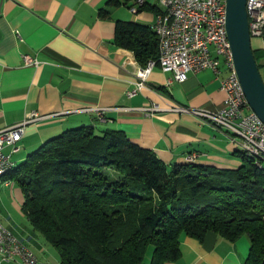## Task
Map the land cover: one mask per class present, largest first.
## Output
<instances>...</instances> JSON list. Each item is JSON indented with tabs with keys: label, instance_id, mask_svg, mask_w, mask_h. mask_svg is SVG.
Returning <instances> with one entry per match:
<instances>
[{
	"label": "crops",
	"instance_id": "1",
	"mask_svg": "<svg viewBox=\"0 0 264 264\" xmlns=\"http://www.w3.org/2000/svg\"><path fill=\"white\" fill-rule=\"evenodd\" d=\"M144 1L145 6L134 13L131 7L136 0H0V130L24 121L31 112L45 117L27 125L20 151L11 155L16 164L65 130L91 126L122 130L169 165L240 166L234 152L245 150L228 132L190 112L171 110L173 106L210 112L222 108L225 93L211 69L190 73L179 82L156 66L142 90L128 96L142 65L132 50L116 43L118 27L136 22L153 29L165 10L160 0ZM252 47L261 55L264 79V35L252 38ZM26 57L39 64H27ZM154 104L162 110L153 115L141 110ZM3 184L4 225L32 248L36 264H60L32 228L21 205L22 191L11 181ZM10 209L21 214L17 220ZM250 247L247 236L236 241L214 232L203 241L186 236L180 259L166 264H246Z\"/></svg>",
	"mask_w": 264,
	"mask_h": 264
},
{
	"label": "trees",
	"instance_id": "2",
	"mask_svg": "<svg viewBox=\"0 0 264 264\" xmlns=\"http://www.w3.org/2000/svg\"><path fill=\"white\" fill-rule=\"evenodd\" d=\"M116 43L142 66L159 59L146 24H120ZM234 155L233 169L169 165L122 130L81 126L43 142L1 180L19 184L32 228L60 264H166L180 259L184 237L203 241L208 232L247 236L246 264H264V162Z\"/></svg>",
	"mask_w": 264,
	"mask_h": 264
},
{
	"label": "built area",
	"instance_id": "3",
	"mask_svg": "<svg viewBox=\"0 0 264 264\" xmlns=\"http://www.w3.org/2000/svg\"><path fill=\"white\" fill-rule=\"evenodd\" d=\"M144 3V0H136L131 11L137 13ZM160 3L165 10L158 15L153 26L158 36H165V43H159V46H165V54H159L158 60H150L141 66L137 71L139 80L128 96L133 97L142 90L158 65L163 71L171 72L174 80L179 82L187 80L190 73L211 69L220 79V88L225 93L222 108L210 112L173 106L171 110L190 112L213 127L228 132L233 142L254 146L260 152V146H264V122L252 110L236 70L226 28L227 0H160ZM247 11L251 37H263L264 0H247ZM25 61L29 65L39 64L31 57H26ZM141 110L146 115H153L162 108L154 104ZM99 114L102 115L103 110ZM44 118L31 112L24 121L0 130V168L15 163L11 155L20 151L27 125ZM231 129H238V136H231ZM6 148H9V153ZM190 158L194 159L195 155ZM258 162L261 165L262 161ZM37 261L32 248L0 218V264H36Z\"/></svg>",
	"mask_w": 264,
	"mask_h": 264
},
{
	"label": "water",
	"instance_id": "4",
	"mask_svg": "<svg viewBox=\"0 0 264 264\" xmlns=\"http://www.w3.org/2000/svg\"><path fill=\"white\" fill-rule=\"evenodd\" d=\"M226 28L247 100L264 122V79L252 47L247 0H227Z\"/></svg>",
	"mask_w": 264,
	"mask_h": 264
},
{
	"label": "bare ground",
	"instance_id": "5",
	"mask_svg": "<svg viewBox=\"0 0 264 264\" xmlns=\"http://www.w3.org/2000/svg\"><path fill=\"white\" fill-rule=\"evenodd\" d=\"M153 30L155 31V27L153 26ZM159 37V43H165V36H158ZM159 52L160 54H165V46H159ZM231 136H238V129H231ZM243 148L245 152L253 157L255 161L260 165L258 161L264 162V146H260V152L257 151V149L254 146H246L243 145ZM16 163L11 165L10 167H3L0 168V180L2 176L7 172V170L13 168ZM6 183H9L6 181Z\"/></svg>",
	"mask_w": 264,
	"mask_h": 264
},
{
	"label": "rangeland",
	"instance_id": "6",
	"mask_svg": "<svg viewBox=\"0 0 264 264\" xmlns=\"http://www.w3.org/2000/svg\"><path fill=\"white\" fill-rule=\"evenodd\" d=\"M254 39H256V38H254ZM8 182H10V181H8ZM3 183H6V182H3L2 180H0V190L5 189V188H3V187H4V184H3ZM11 184L14 185L15 187H18V188L22 191L21 187H20L19 184H17L16 182H12V181H11ZM8 189H9V188H8ZM6 190H7V189H6ZM22 193H23V191H22ZM5 201H6V200H5ZM23 202H24V200H23ZM21 205H23V203H22ZM10 212H11V214H12L14 220H17V218H19L20 215H21V214L19 213V211L16 212V211L13 210V209H10ZM19 214H20V215H19ZM25 221L28 222L27 218H25ZM39 235H40V234H39ZM43 241H44V243L47 245V249L49 248V251H50L52 254L58 256V252L56 251V249H55L53 246H51L48 242H46V240L44 239V237H43ZM151 253H152V250H150V252L148 253V257H147V260H148V261H149V258L151 257ZM37 262H38V261H37Z\"/></svg>",
	"mask_w": 264,
	"mask_h": 264
}]
</instances>
